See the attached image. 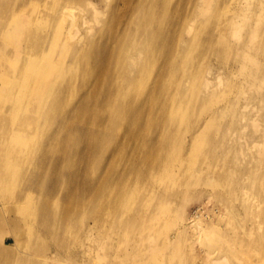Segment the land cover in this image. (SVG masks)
I'll list each match as a JSON object with an SVG mask.
<instances>
[{"label": "bare ground", "instance_id": "bare-ground-1", "mask_svg": "<svg viewBox=\"0 0 264 264\" xmlns=\"http://www.w3.org/2000/svg\"><path fill=\"white\" fill-rule=\"evenodd\" d=\"M242 2L0 0V264L15 261L8 233L29 249L48 239L46 264H88L59 256L82 231L84 255L111 247L95 240L133 201L123 186L134 196L155 185L147 174L208 157L207 138L264 127V13L247 16ZM235 62L259 81L249 111L233 107L249 93L225 75ZM232 175L230 185L245 182Z\"/></svg>", "mask_w": 264, "mask_h": 264}, {"label": "rangeland", "instance_id": "rangeland-1", "mask_svg": "<svg viewBox=\"0 0 264 264\" xmlns=\"http://www.w3.org/2000/svg\"><path fill=\"white\" fill-rule=\"evenodd\" d=\"M89 1L101 6V0ZM242 5L247 16L254 10L264 13V0H243ZM255 61L264 63V58L255 56ZM205 63L210 66V59ZM207 69L201 72L210 76ZM242 69L241 62H235L225 75L235 78L236 88L242 83L251 95L255 93L254 97L245 94L233 106L244 112L249 111L243 110L247 99L251 100L250 109L257 104L259 81ZM227 120L228 115L222 119ZM232 128L231 132L227 128L222 138H207L201 144L202 151L213 152L195 159L196 164L187 171L177 168L158 179L149 173L145 178L156 179L155 185H140L134 196L130 185L123 186L119 191L134 197L133 201L120 211V222L104 223L95 240L97 246L111 244L107 250L84 255L79 246L86 236L82 231L73 235L77 246L59 257L65 262L78 259L88 264H264V127L246 131L242 126ZM258 130L263 133L255 136ZM180 146L178 142L171 144L179 167L183 161L179 159ZM183 146L189 149L191 144L186 141ZM187 158L185 155L186 163ZM239 170L245 182L233 181L230 185L232 174ZM200 213L199 223L185 229L189 215ZM4 243L12 246L15 261L11 264H46L44 257L54 254L51 242L45 238L34 249H29L24 239L16 244L9 233Z\"/></svg>", "mask_w": 264, "mask_h": 264}]
</instances>
